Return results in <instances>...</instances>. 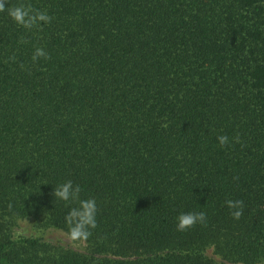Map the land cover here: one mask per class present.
Instances as JSON below:
<instances>
[{"label":"trees","instance_id":"trees-1","mask_svg":"<svg viewBox=\"0 0 264 264\" xmlns=\"http://www.w3.org/2000/svg\"><path fill=\"white\" fill-rule=\"evenodd\" d=\"M21 4L50 21L16 24ZM85 200L96 226L74 238ZM28 217L91 252L16 238ZM209 248L264 264V0H5L0 264H216Z\"/></svg>","mask_w":264,"mask_h":264},{"label":"clouds","instance_id":"clouds-1","mask_svg":"<svg viewBox=\"0 0 264 264\" xmlns=\"http://www.w3.org/2000/svg\"><path fill=\"white\" fill-rule=\"evenodd\" d=\"M5 11V0H0V12ZM8 15L15 21L16 24L21 25L25 28H31L37 25L39 22H48L50 17L44 13L35 11L30 6L21 4L17 7H10L7 9ZM44 55L42 50H37L36 56ZM35 59V57H34ZM218 141L221 145L228 143V137L222 135L218 137ZM80 189L79 187H73L72 181H67L64 184L59 185L54 189V195L64 201L74 199L78 197ZM229 208L240 209L242 206L241 201H228ZM96 213V202L95 200H85L80 202V209H73L69 214V223L74 225L71 227V234L74 238H87L89 227L94 228ZM241 211L237 210L234 212V216L239 218ZM205 218L204 213H182L177 217V228L183 231L187 228L192 227L198 221H203Z\"/></svg>","mask_w":264,"mask_h":264},{"label":"rangeland","instance_id":"rangeland-1","mask_svg":"<svg viewBox=\"0 0 264 264\" xmlns=\"http://www.w3.org/2000/svg\"><path fill=\"white\" fill-rule=\"evenodd\" d=\"M13 232L16 238L34 237L42 239L52 247L74 250L81 253L91 252L90 246L86 242L72 238L64 230L55 227L45 228L39 226L38 221L33 217L19 219ZM206 255L216 264H227L212 248L206 250Z\"/></svg>","mask_w":264,"mask_h":264}]
</instances>
